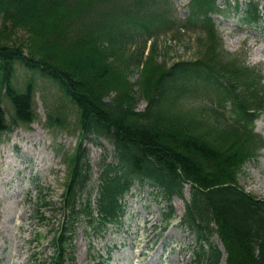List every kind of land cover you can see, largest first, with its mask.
Returning <instances> with one entry per match:
<instances>
[{
  "label": "trees",
  "instance_id": "16d2710c",
  "mask_svg": "<svg viewBox=\"0 0 264 264\" xmlns=\"http://www.w3.org/2000/svg\"><path fill=\"white\" fill-rule=\"evenodd\" d=\"M221 1L230 6L231 0ZM217 2L188 4V23L206 27L213 40L212 14L223 11ZM236 7L244 24L264 20L255 0ZM170 9L171 0H0V96L12 109L8 115L0 104V136L36 120V75L54 82L60 93L46 115V128L68 127V106L76 111L79 140L65 158L63 222L53 236L52 264H66L68 257L74 261L68 249L78 218L97 231L120 224L124 195L136 182L169 202L166 226L174 213L171 198L189 186L180 226L194 235L195 264H220L222 252L211 242L214 233L226 253L224 264H264V199L237 181L242 165L264 147L253 130L254 120L264 113V86L248 80V69L233 71V81L227 80L229 71L218 65L215 43L194 62L169 67L158 62L154 36L171 22ZM20 30L25 38L12 40ZM131 47L137 50L125 60ZM17 64L29 72L21 88L13 82ZM133 68L139 76L131 82ZM198 90L214 91L218 109H211L210 116L216 126L205 128V117L196 118L204 114L201 108L175 110L182 95ZM139 97L147 102L141 112L136 110ZM226 102L233 123L222 113ZM86 139L113 147L98 165L95 206L89 195L82 198L93 176Z\"/></svg>",
  "mask_w": 264,
  "mask_h": 264
},
{
  "label": "rangeland",
  "instance_id": "374dc122",
  "mask_svg": "<svg viewBox=\"0 0 264 264\" xmlns=\"http://www.w3.org/2000/svg\"><path fill=\"white\" fill-rule=\"evenodd\" d=\"M189 1L171 0L172 14L167 17L171 22L154 36L157 37V61L168 67L176 62H194L202 56L205 47L215 43L218 65H223L230 73L227 80L233 81V71L248 69V80L260 81L264 86V20L256 26L242 24L240 11L224 6V13L212 15L216 34L213 40L206 27L188 23ZM231 1L237 4L246 0ZM256 1L264 13V0ZM1 24L0 18V28ZM25 36L20 30L12 40ZM147 45L145 54L150 43ZM136 50L128 48L125 60ZM28 75L29 72L17 64L13 82L21 88ZM138 76L139 70L133 68L129 80L134 82ZM35 80L36 120L29 127L21 125L12 133L0 136V264L53 263L52 240L63 222L60 203L68 175L65 158L74 151L79 140L78 131L74 130L76 111L71 105L68 106V127L46 128V115L60 93L51 80L39 75ZM134 89L137 96L138 90ZM216 101L214 91L198 90L182 95L175 110L186 113L201 108L204 114L196 118L205 117V128L213 127L217 124L210 115L211 109H218ZM0 104L10 115L12 109L7 99L0 96ZM146 105V100L139 97L136 110L141 112ZM224 106V117L233 123L231 104L226 102ZM254 131L264 138V113L256 117ZM97 142L100 145L88 139L84 142L93 176L87 189L89 193L82 196L89 195L93 204L99 179L98 165L105 155L113 152L106 141ZM237 181L246 192L264 199V148L242 165ZM155 193L156 190L147 185L134 184L124 196L125 213L119 225H108L97 231L84 218H78L74 224V241L68 249L74 262L68 257L66 264H97L98 255L107 259L106 264H195L194 235L180 226V217L189 200V186L184 187L182 196L171 198L174 213L168 226L165 213L169 202L156 197ZM211 242L224 251L217 233L212 235Z\"/></svg>",
  "mask_w": 264,
  "mask_h": 264
}]
</instances>
